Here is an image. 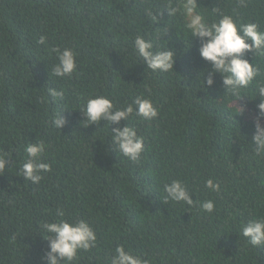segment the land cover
Wrapping results in <instances>:
<instances>
[{
  "label": "trees",
  "instance_id": "1",
  "mask_svg": "<svg viewBox=\"0 0 264 264\" xmlns=\"http://www.w3.org/2000/svg\"><path fill=\"white\" fill-rule=\"evenodd\" d=\"M181 2L0 0V153L12 157L0 173V264H44L41 226L60 219L58 209L63 219L88 221L97 236L96 247L78 252L72 264H110L121 245L149 264H264V246L241 236L247 222L264 217V158L251 145L264 56L244 57L261 74L239 96L224 93L219 76L216 86L204 87L199 72L208 65L198 42L180 13L166 12ZM197 5L209 23L219 19L210 15L217 8L238 26L256 23L264 31V0ZM137 35L154 51H173V71L149 70L135 53ZM54 47L76 54L71 77L52 74ZM49 88L64 98L54 101ZM96 95L118 108L142 96L158 108L155 120L133 114L120 122L144 139L138 162L114 151L106 122L82 125L79 111ZM61 112L65 124L56 129L51 121ZM41 141L51 171L33 184L19 166L26 145ZM209 179L219 191L205 188ZM173 180L185 185L193 206L164 200L163 186ZM206 200L215 203L211 213L200 208Z\"/></svg>",
  "mask_w": 264,
  "mask_h": 264
},
{
  "label": "clouds",
  "instance_id": "2",
  "mask_svg": "<svg viewBox=\"0 0 264 264\" xmlns=\"http://www.w3.org/2000/svg\"><path fill=\"white\" fill-rule=\"evenodd\" d=\"M241 6L244 0H240ZM168 16H175L180 13L185 20V28L190 34L189 38L198 42V56L200 60L208 65V70L203 73V86L213 88L216 86V77L220 78V86L224 93L232 96H239L242 89H247L253 81L260 76V69L244 58L246 54L252 56H264V31L259 30L256 23H245L237 25L231 15H225L219 9L213 8L210 15H218V20L211 23L205 18L197 5V0H182L176 7L166 9ZM158 13L152 16L153 20ZM46 38L41 36L38 43L45 44ZM136 55L141 58L146 67L152 72L166 73L173 71L175 62L174 52L167 50L154 51L151 41L137 35L133 41ZM56 54L57 63L52 69V74L58 78L71 77L76 72V54L70 48L51 49ZM48 95L53 100L64 98L63 90L57 91L48 89ZM255 97H259L256 105V116L252 122L251 145L256 157L264 158V83L256 82ZM255 98V99H256ZM239 100V99H237ZM240 113L244 110L239 109ZM61 112L51 121L56 129H61L65 121L61 119ZM79 113L83 117L82 125H99L106 122L111 133V145L115 152L131 162H138L144 151V139L137 135L134 127L125 124L120 127L121 121H127L133 114L145 121L155 120L159 110L154 106L151 99L137 96L132 104L118 108L113 101L104 95H96L88 98ZM115 125V127H112ZM111 129V130H110ZM45 151L44 143H28L24 148L25 159L19 166L21 176L33 184H39L42 180V173L51 171V165L42 160ZM12 157L8 153H0V173L5 171L6 165ZM205 188L212 192L219 191V184L209 179L205 181ZM164 200L183 202L193 206L194 201L185 185L179 180H173L163 186ZM202 211L211 213L215 208L212 200H206L200 204ZM57 217L51 222L42 224L43 231L47 234V251L41 257L44 264H72L77 258L78 252L89 251L96 247L97 236L91 224L80 219L70 221L63 219L64 212L57 210ZM241 236L252 247L264 246V217H258L247 222L241 229ZM110 264H149L140 256L134 255L131 251L117 246L111 257Z\"/></svg>",
  "mask_w": 264,
  "mask_h": 264
}]
</instances>
